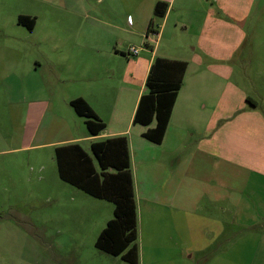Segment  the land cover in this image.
I'll return each instance as SVG.
<instances>
[{"label":"crops","instance_id":"obj_1","mask_svg":"<svg viewBox=\"0 0 264 264\" xmlns=\"http://www.w3.org/2000/svg\"><path fill=\"white\" fill-rule=\"evenodd\" d=\"M27 1L32 8H39L41 3L57 6L48 0ZM84 1L74 2V17H82L83 24L87 21L88 27L98 33L87 37L90 51L74 55V97L67 102L70 106L71 100L83 99L105 128L98 135H90L84 122L85 132L74 130V135L43 146L54 147L55 159L57 147L77 144L98 167L91 145L125 138L137 208V241L142 240L143 233L147 235L145 227H149L152 263L156 262V252L166 250L183 252L189 260L196 253L215 252L201 255L200 264H222L221 256L226 258L225 264H264V223H258L264 219V194H260L264 187V139L256 154L262 160L255 161L252 151L242 152L244 160L240 152L230 151L233 120L228 121L231 91H238L230 84L235 72L231 62L242 42L239 27L243 21V15L232 13L238 8L245 14L254 0H244L241 6L236 5L237 0ZM160 2L167 4L162 17L155 16ZM31 10L19 13L17 19H34L32 29L18 25L16 20L26 37L37 25ZM151 20L152 30L148 31ZM4 36L9 38L8 32L4 31ZM8 47L0 46V62H8ZM130 47L138 50L135 56L128 55ZM150 71L157 79L182 80L159 144L143 137L156 125L155 117L148 125L142 123L149 120L148 104L144 108L143 102L141 121H134L141 98L149 92L146 80ZM9 89L11 96L6 97L9 100L4 106L9 108L6 120L12 122L17 99L12 87ZM234 97L238 95L234 93ZM23 99L24 131L27 138H34L51 100L47 94L33 100L26 95L20 98ZM84 142L87 147L82 145ZM8 152L1 149L0 155ZM137 156L143 163L149 162L156 176L152 178V188L158 189L152 190L147 200L138 198L133 173ZM224 171L231 172L227 179ZM257 176L261 181L255 184ZM244 216L247 221L257 222L242 232L234 230ZM112 217L106 216L104 224ZM137 248L138 264L143 261V250L138 244Z\"/></svg>","mask_w":264,"mask_h":264},{"label":"rangeland","instance_id":"obj_2","mask_svg":"<svg viewBox=\"0 0 264 264\" xmlns=\"http://www.w3.org/2000/svg\"><path fill=\"white\" fill-rule=\"evenodd\" d=\"M48 1L57 6L41 3L39 8H32L27 0H0V46L8 45L10 52L8 62H0V150H9L7 155H0V264H130L94 246L106 216L112 217L113 204L62 181L56 170L54 147L43 146L74 135V130H86L85 119L74 114L67 100L74 97V55L90 51L87 37L98 33L88 27L87 21L83 24L82 17H74V2L79 0ZM243 1L237 0L236 5L241 6ZM251 3L245 14L238 8L232 13L243 15V21L239 27L242 42L231 62L235 72L230 84L238 91L232 89L229 102L228 121L233 120L229 147L232 153L240 152L244 160L242 152L252 151L254 160L261 161L256 154L264 139V0ZM28 8L36 15L37 25L26 37L16 20ZM3 70L14 73L4 74ZM9 87L17 99L12 122L6 120L9 108L4 106L9 100L6 97L11 96ZM46 94L51 100L49 109L36 136L27 138L23 116L26 105L20 98L27 95L33 100ZM82 145L87 147L86 142ZM136 160L133 173L138 198L147 200L152 190L158 189L152 188L156 176L149 162L143 163L140 156ZM229 175L231 172H223L224 179ZM258 181L260 176L254 177V183ZM260 191L264 194V187ZM246 219L239 218L234 230L242 232L257 222ZM259 222L263 224L264 219ZM145 230L147 235L143 233L142 240L136 242L143 250V261L138 264H200L201 255L215 253H196L189 260L183 252L159 250L152 263L149 227ZM220 260L225 264V257Z\"/></svg>","mask_w":264,"mask_h":264},{"label":"trees","instance_id":"obj_3","mask_svg":"<svg viewBox=\"0 0 264 264\" xmlns=\"http://www.w3.org/2000/svg\"><path fill=\"white\" fill-rule=\"evenodd\" d=\"M167 4L157 3L155 16L162 17ZM18 25L32 29L34 19L19 16ZM153 20L148 31L152 30ZM182 86L179 79H157L153 71L148 74L146 87L149 92L140 100L134 121L138 123L139 114L147 105L148 125L155 117V127L143 134L148 141L159 144L166 130L171 107L176 93ZM74 112L85 119L90 135H98L105 124L97 118L88 104L81 98L70 101ZM91 153L97 162L79 145H67L55 149V160L61 180L69 183L96 199L113 204V217L99 233L94 246L99 251L119 257L130 264H137V208L134 187L130 172V158L125 138H113L91 145Z\"/></svg>","mask_w":264,"mask_h":264},{"label":"built area","instance_id":"obj_4","mask_svg":"<svg viewBox=\"0 0 264 264\" xmlns=\"http://www.w3.org/2000/svg\"><path fill=\"white\" fill-rule=\"evenodd\" d=\"M127 52H128V55L135 56L138 53V50H136L133 47H130Z\"/></svg>","mask_w":264,"mask_h":264}]
</instances>
